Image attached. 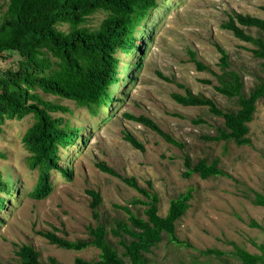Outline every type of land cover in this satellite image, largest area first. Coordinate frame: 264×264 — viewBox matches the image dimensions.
<instances>
[{"label":"rangeland","instance_id":"obj_1","mask_svg":"<svg viewBox=\"0 0 264 264\" xmlns=\"http://www.w3.org/2000/svg\"><path fill=\"white\" fill-rule=\"evenodd\" d=\"M7 0H0L1 12ZM264 0H159L158 5L135 31L137 45L129 53H119L118 86L115 99L92 116L73 101L46 95V100L68 106V113L53 115L67 117L80 126L79 136L68 148L60 150L59 164L72 178L60 171L50 173L53 190L43 199L30 194L35 185L37 170L27 163L28 151L22 135L32 123L27 115L22 119L6 120L0 127V172L3 177L17 180V191L5 195V207L0 211V264H20L16 253L22 244H30L39 259L49 264L54 258L60 264H75L74 259L97 258L99 250L88 247L81 251L68 250L51 244L39 232H53L74 241L89 237L87 226L96 225L89 206L87 189L97 190L102 202L98 207L99 222L114 226L117 219L126 217L115 205H129L145 218L141 204L130 205L134 197L143 198L121 178L102 171L104 164L121 176H133L141 186L152 181L158 197V213L165 215L169 200L190 190L192 198L185 214L176 222V235L189 246L176 245L167 237L146 253L147 264H243L235 255L236 247L260 254L258 244L264 242V207L254 205L253 191L264 193V97L256 102L252 121L248 123L251 143L238 146L232 140L207 139L224 128L222 117L215 116L205 106H184L171 98V93L194 94L212 99L223 110H236L235 98L216 92V77L208 70L198 71L188 52L219 73V44L229 54L230 67L241 73L247 94L262 76L264 59L253 55L255 46L237 39L220 23L231 12L249 14L264 19ZM104 17L94 13L88 26L95 28ZM60 28L66 29L67 25ZM254 37L264 32L243 27ZM19 55L6 51L0 56V69L17 64ZM209 79L211 83L202 80ZM144 115L184 148H179L145 125L123 114ZM201 119V122L194 120ZM129 133L144 149L132 146L126 139ZM191 163L205 158L218 159V166L230 176L200 178L197 173L184 176V156ZM0 195H3L0 193ZM254 221L258 226L250 225ZM108 238L121 255L123 248L117 238ZM207 248L221 251L204 254ZM261 264V263H258Z\"/></svg>","mask_w":264,"mask_h":264},{"label":"trees","instance_id":"obj_2","mask_svg":"<svg viewBox=\"0 0 264 264\" xmlns=\"http://www.w3.org/2000/svg\"><path fill=\"white\" fill-rule=\"evenodd\" d=\"M159 0H7L6 9L0 14V56L6 51L19 55L17 64L0 69V127L6 120L22 119L27 115L32 123L22 135V143L28 151L27 163L37 170L36 182L30 194L43 199L53 190L50 173L60 171L68 179L72 174L59 164L60 150L68 148L79 136L80 126H74L67 117L52 113H68V106L46 100L40 94L55 96L73 101L84 107L90 115L97 116L114 99L118 84L119 53H129L133 48L141 50L135 42V31L149 13L157 7ZM264 9V6H263ZM1 12V7H0ZM96 12L104 17L95 28L88 26L89 18ZM67 25L66 29L60 28ZM239 40L250 42L255 47L253 55L264 59V38L246 33L243 27H254L264 32V19L238 12H231L220 23ZM215 47L220 53L218 67L214 72L196 57L194 51L188 52L198 71L208 70L217 80L213 88L227 98H235L236 110H223L203 95L194 94L185 88L184 93H171V98L184 106H205L215 116L222 117L224 128L207 139L213 141L232 140L236 145L251 143L248 137V123L252 121L256 102L264 97V63L262 76L247 94L243 93V78L240 72L230 67L229 54L219 44ZM211 83L209 79L202 80ZM126 118L139 122L160 134L165 141L179 148L184 145L164 132L151 118L144 115L123 114ZM201 119L194 122H201ZM125 139L134 147L143 150V145L129 133ZM0 157H4L0 153ZM218 159L208 162L205 158L191 163L188 154L184 156L189 176L197 173L200 178L230 176L218 166ZM104 172L118 176L135 189L138 196L130 200V205L141 204L145 218L135 214L129 205H115L122 209L126 217L117 219L114 226L107 227L99 222L98 207L102 197L97 190L87 189L91 197L89 206L96 225L89 224L86 239L74 241L57 236L53 232H39L51 244L68 250L81 251L90 246L99 250L96 259L81 257L74 259L75 264H147L149 253L163 237L176 245L189 246L176 235V222L189 207L192 193L187 190L169 200L165 215L158 213V197L153 190L152 181L146 186L139 185L133 176H121L104 164H97ZM17 180L3 177L0 172V211L5 207V195L15 194ZM250 201L264 207V193L253 191ZM252 226H258L254 221ZM108 233L117 238L123 248L120 255L108 238ZM260 254L249 253L236 247L234 255L243 264H264V242L258 244ZM204 254L222 252L207 248ZM20 264H45L39 253L30 244H22L16 251ZM49 264H60L54 258Z\"/></svg>","mask_w":264,"mask_h":264}]
</instances>
